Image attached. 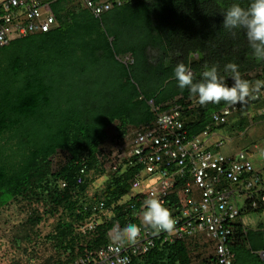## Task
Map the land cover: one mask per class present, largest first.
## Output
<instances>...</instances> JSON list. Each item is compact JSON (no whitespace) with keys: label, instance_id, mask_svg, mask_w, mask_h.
Segmentation results:
<instances>
[{"label":"trees","instance_id":"trees-1","mask_svg":"<svg viewBox=\"0 0 264 264\" xmlns=\"http://www.w3.org/2000/svg\"><path fill=\"white\" fill-rule=\"evenodd\" d=\"M122 3L95 17L81 0H51L57 27L0 46V215L18 210L6 232L11 264H74L108 245L115 223H143L142 203L132 194L143 164L127 159L110 173L104 159L113 142L153 126L154 106L176 100L189 136L208 127L246 133L248 100L215 126L211 114L228 103L200 105L179 87L174 69L183 62L200 82L216 66L231 86L225 65L232 62L251 84L264 81V61L244 31L223 27L227 8L249 0ZM253 104L255 110L264 101ZM260 119L264 114L253 117ZM98 177L103 183L91 191ZM253 212L264 214V202ZM235 227L228 238L233 264H264V222ZM128 264L216 263L212 248L158 237Z\"/></svg>","mask_w":264,"mask_h":264},{"label":"built area","instance_id":"built-area-1","mask_svg":"<svg viewBox=\"0 0 264 264\" xmlns=\"http://www.w3.org/2000/svg\"><path fill=\"white\" fill-rule=\"evenodd\" d=\"M81 2L97 17L122 4V0ZM55 21L49 3L42 0H0V46L12 37L47 32L57 25ZM236 108L237 105H229L215 112L214 122H226ZM153 109V126L131 130L122 141L113 142L110 153L105 156L104 168L115 172L120 162L127 159L129 165L143 164L141 173H136L133 179V189L141 194L138 198L142 208L143 201L152 195L164 204L165 196L171 192L169 189L175 180H183L181 188L177 189V205L166 206L171 213L175 209L179 210L174 216V232L169 234L161 231L154 234L151 226L140 223L138 226L141 227V233L135 244L116 249L110 247L109 241L105 247L74 264H128L136 254L148 252L158 237L164 243L183 240L191 246L211 244L216 264H233L234 254L228 246L227 238L233 232V223L239 210L236 190L231 189V186L238 184L243 173L251 171L250 164L243 153L233 159L226 158L206 149L200 136L187 138L180 120V105L176 102H171L166 108L154 106ZM254 180L259 178L240 182L241 189H244L243 195L248 198L253 196L249 188ZM148 181L153 184H148ZM261 201L264 202V195ZM257 204L256 201L252 202L253 206ZM129 223L132 222L115 223L108 232L109 239L114 230ZM261 256L264 257L263 252Z\"/></svg>","mask_w":264,"mask_h":264},{"label":"clouds","instance_id":"clouds-1","mask_svg":"<svg viewBox=\"0 0 264 264\" xmlns=\"http://www.w3.org/2000/svg\"><path fill=\"white\" fill-rule=\"evenodd\" d=\"M48 3H50V1ZM121 5H119L118 7H120ZM57 25L55 27H57ZM223 27L229 31H232L234 29L243 30L255 58L259 61H264V0H249L247 7L242 6L241 3H233L223 13ZM123 61L126 63H132L133 59L130 56H126L123 59ZM225 71L231 74L230 78L234 81L231 86H229L225 82V79L218 74V69L216 66H212L206 69L202 73L203 79L200 82H194L193 73L190 70V68L187 67L185 63L179 62L175 66L174 77L178 81V85L180 88L183 89L185 87H188L190 95L196 97L200 105L219 104L221 101L228 103V105L221 107L219 110L214 111L211 114V119L215 126L223 125L224 123L228 122L230 120V117L235 114L236 110L231 116H229L226 122L218 123V124H216L213 120V114L215 112L221 111L223 108L229 105L238 106L239 104H244L247 102V100L249 101L247 107L250 108V110H248L247 112L250 119V123L264 121V119L253 121L254 116L264 114V105L257 107L255 110L253 109V105H254L253 103H255L256 101L258 102L264 101V81H257L255 85L251 84L248 80L243 79L241 77L240 72L238 70V65L232 62H229L225 65ZM254 95H257V97H254ZM250 97L253 98L249 100ZM171 102H176L178 104L176 100H173ZM171 102H169L168 104H163V106H165L164 108H166ZM180 113H181V106H180ZM180 120L182 121L183 130L186 131L187 138L190 139L191 137L200 136V139L203 142H205V148L210 150L214 154H219L226 158L228 157L231 159L236 157L237 154L239 153L244 154L245 160L251 166V171L247 173L246 172L243 173L239 177L238 184L231 186V189L236 190L235 198L239 210L238 216L233 223L234 225L233 232L236 230L235 224L238 222L243 223V226L245 227L253 228L252 225L255 224V222H253L250 219L245 220V218H249L251 214H254L253 209H256L258 206H260L261 197L264 195V164H262V166L259 168H255L253 166L251 159L253 158L252 157L253 153L259 154L261 157L264 158V145L263 144L259 145V141H258L259 138H258L254 140V143H252L248 147L225 152L224 148L227 145V142L225 141V138L221 135L222 134L221 131H224V129L221 130L218 129V131H214V130H210V128L208 127L203 131L207 133L206 135H204L203 132H200L197 135L189 136L187 130L184 127L182 116ZM246 131L247 130L245 129L243 133ZM219 142L221 143V145H218ZM126 164L128 163L126 162ZM119 169H117L115 172H117ZM115 172H110V173H115ZM256 177L259 178V180L251 181L252 186L251 188H249V192L252 191L253 196L252 198H248L246 197V195H243L244 189H241L242 187L240 185V182L247 179L251 180L252 178H256ZM182 182L183 180L179 178L175 180L171 189H169L171 190V192L165 196L164 204L155 195H152L148 199H145L143 201V208L141 212L143 218V224L151 226L154 234H159L161 231L168 232L169 234L174 232L175 224H176L174 216H176V214L179 213V210L175 209L171 213V211L166 206L175 207V205H177V196H176L177 189L181 188ZM147 183L153 184L152 181H148ZM245 191L247 190L245 189ZM134 196L137 200H139L138 197L141 196V194H138V192L134 190ZM239 200H242V207H240L238 204ZM253 201L258 202L257 206L252 205ZM233 232L228 236L229 242L232 238V235L234 234ZM140 233H141L140 226L134 223H129L125 225L123 228L114 230L113 234L110 236V241H111L110 247L120 249L126 245L128 246L133 245L136 243L137 239L139 238ZM228 238H227V243H228ZM176 241H180V240H175L173 242H167V243H174ZM184 243L187 245V247L190 248L195 246H203V245L191 246L188 245L186 242ZM228 246L230 247L232 253L234 254L229 243ZM210 248H212L211 244H205V250L207 252L210 250ZM262 252L264 253V251H260V255ZM213 255H214V251H213Z\"/></svg>","mask_w":264,"mask_h":264},{"label":"rangeland","instance_id":"rangeland-1","mask_svg":"<svg viewBox=\"0 0 264 264\" xmlns=\"http://www.w3.org/2000/svg\"><path fill=\"white\" fill-rule=\"evenodd\" d=\"M246 130L247 131L245 135H242L241 137L234 136L233 134L228 132L229 130L221 131L222 132L221 135L225 138V141L227 142L224 151L227 152L230 150L244 148L246 147V145L258 139L259 136H263L262 144L264 145V121L250 123L249 126L246 128ZM252 157L253 158L251 159V161L255 168H259L262 166V164H264V158L261 157L259 154L253 153ZM103 180L104 179L102 177L96 178L91 191L94 190L95 188H98L101 182L103 183ZM238 204L240 207H242V200H239ZM9 213H7L8 215L6 214L0 215V264H11V255L13 254L11 250L12 248L9 247V244L7 243L6 240V235L8 234L6 232L11 227V222L9 221L15 219L18 210H16L14 213V208H12V210ZM246 219H250L253 222H255V224L252 225L253 227H255L259 221L264 222V214L259 215L257 213H254L251 214L249 218H245V220ZM43 228L45 231L49 229V227L46 225L43 226Z\"/></svg>","mask_w":264,"mask_h":264},{"label":"crops","instance_id":"crops-1","mask_svg":"<svg viewBox=\"0 0 264 264\" xmlns=\"http://www.w3.org/2000/svg\"><path fill=\"white\" fill-rule=\"evenodd\" d=\"M42 1H43V2H47V3H48V2H49V1H51V0H42ZM227 152H229V151H227Z\"/></svg>","mask_w":264,"mask_h":264}]
</instances>
